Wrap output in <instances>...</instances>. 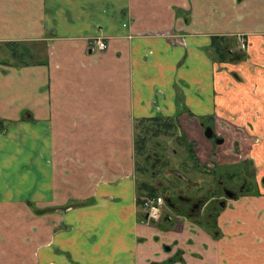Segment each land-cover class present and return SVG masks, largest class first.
Returning a JSON list of instances; mask_svg holds the SVG:
<instances>
[{"label":"crops","instance_id":"1","mask_svg":"<svg viewBox=\"0 0 264 264\" xmlns=\"http://www.w3.org/2000/svg\"><path fill=\"white\" fill-rule=\"evenodd\" d=\"M0 46V264H264V143L211 227L147 224L134 164L138 122L264 131V0H0Z\"/></svg>","mask_w":264,"mask_h":264},{"label":"rangeland","instance_id":"2","mask_svg":"<svg viewBox=\"0 0 264 264\" xmlns=\"http://www.w3.org/2000/svg\"><path fill=\"white\" fill-rule=\"evenodd\" d=\"M4 50V47L0 46V52ZM229 50H233L234 53L239 51L233 44L230 45ZM227 59L226 63H231L237 59V56L235 58L230 56ZM213 60L216 61L215 58ZM262 119L261 114H257L250 118L251 121L245 123L232 116L202 119L205 121V127H210L217 138L224 140L222 145L207 141L202 135L203 129L200 125L195 127L188 125L189 131L187 135L183 134L184 138L181 141L175 135L171 137L174 130L166 134L160 132L157 137L149 136V133L145 134V130L151 127L156 130L160 126L141 122L139 128L135 130V137L140 135L146 142L141 152L135 149L134 153L138 186L150 184V187H147L155 191L164 201L172 194H180L189 199L188 202L176 204L175 209L165 204L162 216L167 215L169 218L180 215L202 227L214 226L221 208L220 202H227L224 190L234 192L236 196L241 197L256 189L254 177L257 172L253 165L254 160L249 156L250 152L256 151L258 146L264 143V131L257 130ZM174 133L176 136L179 135L175 131ZM153 153L157 154L156 160L153 159ZM147 155H150V161L145 163L143 158ZM152 164L154 168H151ZM240 186L242 190L238 192ZM195 204L197 215H191L189 209ZM211 208H215L214 211ZM160 219L150 224H157Z\"/></svg>","mask_w":264,"mask_h":264},{"label":"flooded vegetation","instance_id":"3","mask_svg":"<svg viewBox=\"0 0 264 264\" xmlns=\"http://www.w3.org/2000/svg\"><path fill=\"white\" fill-rule=\"evenodd\" d=\"M165 120H167V119H162L161 118V120L159 121V125H160V127L158 128V129H156V130H154V127H151V128H148V131L147 130H145L146 131V133L145 134H148L149 133V136L151 135L152 137H157V135L160 133V132H163V131H161L162 129H164L163 128V126H161V124H163L164 123V121ZM172 121V120H171ZM174 122V121H173ZM204 123H205V121H203V122H201L200 123V127L203 129L202 131V135H203V137L207 140V141H213L216 145H222L223 143H224V140L223 139H219V138H217V136L215 135V132L210 128V127H205L204 126ZM152 125V124H151ZM175 127H174V131L175 132H180V128H179V126H178V124L175 122L174 124H173ZM139 126L140 125H137V129L139 128ZM153 126V125H152ZM174 131H173V134L171 135V137H173L174 135H175V137H179L180 138V140L181 141H183V138H184V135L183 134H179L178 136H176V134L174 133ZM182 133V132H181ZM208 134L209 135H211L210 137H208ZM138 137V136H137ZM137 137H135V140H136V138ZM170 137V136H169ZM179 138H171V139H179ZM143 139V137L141 138L140 137V135H139V137H138V140L139 141H141ZM219 141H222L221 143H218ZM189 150V149H188ZM190 151V150H189ZM157 154L156 153H153V159H157V156H156ZM144 160V162L145 163H147V162H149L150 161V155H147L146 157H144L143 158ZM151 168H154V164H152L151 165ZM153 172V171H152ZM152 176H154V172H153V174H152ZM153 178V177H152ZM138 183V182H137ZM148 187H150L149 185L150 184H146ZM242 190V186H240L239 188H238V192H240ZM223 193H224V196H225V198L227 199V201L228 200H233V199H237V197L238 196H236V194L234 193V192H231V191H228V190H224L223 191ZM144 196H149V195H147V194H145L144 195V193L142 194V195H138L137 197H136V205H138L140 208H141V206H140V203L138 202L139 201V199L140 198H142V197H144ZM150 197H156V196H150ZM157 197H160V196H157ZM162 198V197H161ZM164 201V200H163ZM175 203H174V202ZM189 201V199L188 198H185V197H183L182 195H180V194H178V195H176V194H172V196L170 197H166V199H165V201H164V203L165 204H167L168 206H171L173 209H175L176 207H177V205L176 204H179V203H185V202H188ZM226 204V202H224V201H222V202H220V204H219V206H221V208L222 207H224L225 206V204ZM221 208H220V210H221ZM212 209V211H214V209L215 208H211ZM141 210H142V208H141ZM143 211V210H142ZM196 211H197V205L195 204V205H191V207H190V209H189V213L191 214V215H197V213H196ZM144 213V212H143ZM219 213V212H218ZM218 213H217V215H218ZM208 215H209V213H208ZM144 216H145V213H144ZM210 216V215H209ZM144 221L147 223V224H150L151 222H147L146 221V216L144 217Z\"/></svg>","mask_w":264,"mask_h":264},{"label":"trees","instance_id":"4","mask_svg":"<svg viewBox=\"0 0 264 264\" xmlns=\"http://www.w3.org/2000/svg\"><path fill=\"white\" fill-rule=\"evenodd\" d=\"M233 44L234 42L232 39L229 38H213L212 40V47H211V53L214 56V58L216 60H218L219 62H227V58H229L230 56L234 57L237 56V59H241V55L240 52H242L241 50L237 51L235 50L236 53L233 52V50H229L230 45ZM234 49V48H233ZM161 120V118H156L153 120H148L145 121L146 123H149L150 125H159V121ZM171 120H165L163 124H161V126H163L164 129L163 132H165V134L167 132H169L170 130L174 129V125L172 122H169ZM141 122H138L137 125H140ZM3 127V123L0 121V128ZM148 131V129H147ZM172 135V134H171ZM146 140L145 138H143L141 141L138 140V137L135 140V149L136 151H140L144 148V144H145ZM138 190H142L145 194L149 195V196H157L156 192L151 190V188H148L146 184H141V186H138Z\"/></svg>","mask_w":264,"mask_h":264},{"label":"built area","instance_id":"5","mask_svg":"<svg viewBox=\"0 0 264 264\" xmlns=\"http://www.w3.org/2000/svg\"><path fill=\"white\" fill-rule=\"evenodd\" d=\"M106 47V43L103 39H95V41L90 44L91 51L102 52ZM245 48V41L241 40L240 50L244 51ZM138 202L145 213L146 221L148 223L158 221L161 218L165 208V203L161 197L144 196L140 198Z\"/></svg>","mask_w":264,"mask_h":264},{"label":"water","instance_id":"6","mask_svg":"<svg viewBox=\"0 0 264 264\" xmlns=\"http://www.w3.org/2000/svg\"><path fill=\"white\" fill-rule=\"evenodd\" d=\"M211 135L208 134V137H210ZM222 141H219L218 143H221Z\"/></svg>","mask_w":264,"mask_h":264}]
</instances>
